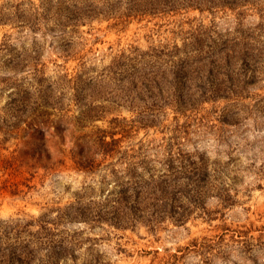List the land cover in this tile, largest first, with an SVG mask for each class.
Instances as JSON below:
<instances>
[{"label":"rangeland","instance_id":"obj_1","mask_svg":"<svg viewBox=\"0 0 264 264\" xmlns=\"http://www.w3.org/2000/svg\"><path fill=\"white\" fill-rule=\"evenodd\" d=\"M17 232L32 264H264V0H0Z\"/></svg>","mask_w":264,"mask_h":264},{"label":"trees","instance_id":"obj_2","mask_svg":"<svg viewBox=\"0 0 264 264\" xmlns=\"http://www.w3.org/2000/svg\"><path fill=\"white\" fill-rule=\"evenodd\" d=\"M115 144L116 142H107L104 139H102L98 145L96 144V147L99 146L100 150L105 155H109L115 150ZM128 189L129 188L126 187L122 191L123 193L122 195H124V198L128 193ZM119 205L121 204L115 206L116 207L115 212L119 215V217H121L119 211ZM79 209L82 210V208ZM22 239L23 238L21 237V235L17 232L16 239L14 242H9L6 245L0 246V251H1L0 257L4 264H32L33 258L36 256V254L41 248L40 246H36L34 242L36 240H39V237L31 236V238H29V240L27 241H24ZM60 244L62 245V242ZM55 247L56 244L54 245L50 244V246H47V248H49V251L54 250Z\"/></svg>","mask_w":264,"mask_h":264}]
</instances>
